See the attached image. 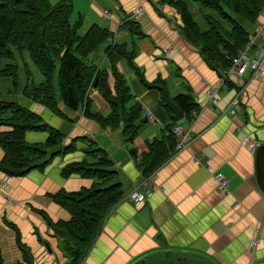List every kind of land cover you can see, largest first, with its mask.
<instances>
[{
    "label": "crops",
    "instance_id": "0c3cea01",
    "mask_svg": "<svg viewBox=\"0 0 264 264\" xmlns=\"http://www.w3.org/2000/svg\"><path fill=\"white\" fill-rule=\"evenodd\" d=\"M71 1L76 15L111 32L108 42H125L129 49L134 45L132 63L142 80L124 59L115 67L130 93L125 107L136 105L138 118L130 132L122 120L116 125L104 122L108 104L92 87L87 90L88 110L99 114L101 121L87 116L83 106L68 109L60 99L62 114L57 115L18 97L20 105L60 132L62 141L46 149L40 160L46 162L43 166L21 176L0 171L1 264H67L63 239L54 234L51 224L67 221L70 213L52 195L113 184L119 185V200L80 264H264V193L256 180L255 163V149L264 145V75L253 78L245 72L222 80L220 68L210 66L184 37L178 13L159 0ZM127 19L136 24L138 39L120 28ZM263 22L264 5L247 27L249 32ZM97 58L103 59V54ZM107 82L111 87L110 74ZM150 84L162 86L170 99L188 95L195 109L187 115L181 111L183 119L173 122L160 102V92ZM234 98L237 104L229 114ZM175 123L189 133L182 148L175 146L170 131ZM5 130L9 127L0 124V132ZM244 136L254 141V151L244 144ZM47 137L46 131L25 133L30 145H41ZM90 143L108 161L104 168L109 173L103 178L64 176L66 165L96 161L99 153L84 151ZM3 155L0 147V160ZM143 155L160 161L153 160L147 170L141 164ZM212 172L227 178L224 193L218 191ZM144 179L150 184L141 186ZM146 189L151 194L139 202L128 200L130 192Z\"/></svg>",
    "mask_w": 264,
    "mask_h": 264
},
{
    "label": "trees",
    "instance_id": "16d2710c",
    "mask_svg": "<svg viewBox=\"0 0 264 264\" xmlns=\"http://www.w3.org/2000/svg\"><path fill=\"white\" fill-rule=\"evenodd\" d=\"M159 2L173 7L179 15L184 37L198 48L210 66L220 68L221 76L230 59L244 45L249 33L247 27L255 21L264 5V0ZM72 13L71 0H58L56 3L50 0H0V60L8 61L0 68V77H10L13 86L17 87L18 71L23 70L11 60L17 54L23 61V54L27 52L43 80L35 83L28 76L23 77L25 82L19 91L20 95L47 107L57 115L62 114L58 108L59 99L72 111L83 106L87 116L101 121L103 119L99 114L88 110L90 101L87 90L92 87L108 104L109 114L104 122L116 125L122 120L124 129L130 132L135 127L133 121L138 118V107L134 104L125 107L130 93L115 63L124 59L141 79V73L132 63L135 47L131 45L129 49L125 42H108L111 32L95 23H88L80 13L74 22H70ZM120 28H125L136 39L140 37L136 24L129 19L124 20ZM101 47L103 59L99 60L95 53ZM23 67L27 75L25 63ZM55 70L57 94L53 85ZM109 74L112 77L111 87L107 82ZM149 86L155 87L153 84ZM171 100L184 115L196 106L186 94H177ZM160 102L170 112L161 99ZM0 124L9 127V130L0 132V147L4 152L0 160V171L11 176H21L34 167L43 166L46 162L40 160L44 158L46 149L62 141L60 132L42 121L36 113L20 105L17 99H0ZM29 130L46 131L48 137L41 145H30L25 141V133ZM91 146L90 143L89 148L84 149L86 154L99 153L100 150ZM68 149L66 147L63 150ZM153 160L155 163L160 161L143 155L141 164L149 170ZM104 167H108V161L99 153L94 163L88 164L83 160L69 164L62 169V173L64 176L81 173L103 178L109 173ZM119 197L118 184L105 188L92 186L75 192L60 190L52 195L53 201L70 213L67 221L51 224L54 234L63 239L64 250L69 257L67 264H80L83 261L100 224ZM11 226L16 230V239L20 242L17 229Z\"/></svg>",
    "mask_w": 264,
    "mask_h": 264
},
{
    "label": "built area",
    "instance_id": "2783aa9c",
    "mask_svg": "<svg viewBox=\"0 0 264 264\" xmlns=\"http://www.w3.org/2000/svg\"><path fill=\"white\" fill-rule=\"evenodd\" d=\"M139 9L133 10L134 14H137ZM107 11L104 10L102 15L103 17H107ZM168 55L167 52H165ZM248 72L251 77H261L264 75V22L263 23H255L251 28V31L247 35L246 41L241 49H239L236 54L230 59L229 65L226 69L222 70L224 78H239ZM237 104V99L234 98L230 102V107L228 109V113H233V107ZM147 119L151 120V115L146 112ZM171 133L175 137V146L177 148H182L189 141V133L187 129L183 128L181 125L175 123L170 127ZM244 144L248 147L250 151H254L255 143L248 136L243 137ZM209 170V168H206ZM213 179L217 184V189L219 192L224 193L226 191V187L228 184L227 178L218 172H212ZM150 184V179H144L141 182V186ZM152 185V184H151ZM153 186V185H152ZM149 190H144L143 192H130L127 197L128 200L137 203L144 196L150 195Z\"/></svg>",
    "mask_w": 264,
    "mask_h": 264
},
{
    "label": "rangeland",
    "instance_id": "374dc122",
    "mask_svg": "<svg viewBox=\"0 0 264 264\" xmlns=\"http://www.w3.org/2000/svg\"><path fill=\"white\" fill-rule=\"evenodd\" d=\"M50 1H51V3H56L58 0H50ZM194 17L197 19L196 14L194 15ZM76 18H77V15H76V11H75L70 16V22H74L76 20ZM101 52H102V47L99 48V50L95 53V56H97L98 54L102 55ZM11 61L14 63H17L24 72L21 70L18 71L17 87L13 86L12 79L10 77H9V79H7L6 77H0V99H3V100H14V99L18 100V97H20L19 91L22 89L23 83L25 82L24 78H26V76H28V78H30V80L33 79V81L35 83H39L40 81L43 80L42 74L37 69V67L32 63L27 52H24V54H23V61L20 57L18 58L17 54L15 55V57ZM7 62H8L7 60H0V68H2ZM23 63L26 64V68L28 70L27 75L25 73ZM56 70H55V74L53 77V85L56 89V94H57V82H56V77H55L56 76ZM23 74H24V76H23ZM21 96H23V95H21Z\"/></svg>",
    "mask_w": 264,
    "mask_h": 264
},
{
    "label": "water",
    "instance_id": "95a60500",
    "mask_svg": "<svg viewBox=\"0 0 264 264\" xmlns=\"http://www.w3.org/2000/svg\"><path fill=\"white\" fill-rule=\"evenodd\" d=\"M95 86V81L93 82V87ZM155 88L160 92V98L162 103L171 112L170 118L173 122H177L183 119V114L181 110L172 102V100L167 95L166 90L159 85H155ZM255 163H256V180L260 189L264 193V145L257 146L255 149Z\"/></svg>",
    "mask_w": 264,
    "mask_h": 264
}]
</instances>
